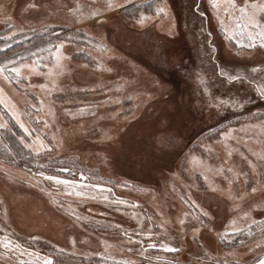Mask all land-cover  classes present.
I'll return each mask as SVG.
<instances>
[{"label":"rangeland","instance_id":"obj_1","mask_svg":"<svg viewBox=\"0 0 264 264\" xmlns=\"http://www.w3.org/2000/svg\"><path fill=\"white\" fill-rule=\"evenodd\" d=\"M51 28L55 49L0 64L3 239L51 264H257L264 0H0V31ZM13 122L37 154L20 165Z\"/></svg>","mask_w":264,"mask_h":264},{"label":"trees","instance_id":"obj_2","mask_svg":"<svg viewBox=\"0 0 264 264\" xmlns=\"http://www.w3.org/2000/svg\"><path fill=\"white\" fill-rule=\"evenodd\" d=\"M55 29H49L47 31H30V32H17L14 34H8V30L4 29L0 31V64L4 66H11L14 64H19L23 61L28 59H32L38 57L43 52H47L56 48V41L58 37H52ZM250 80L249 87L251 90V94L254 97H258L259 99L262 98L261 95H264V83L261 81L260 78ZM226 81L229 79H225ZM14 124V122H13ZM14 129H6L1 128L7 132L5 134L6 139L8 141V146L14 150V157L17 159V164H23L27 160H32L36 157V153H34L31 149H29L24 143L20 141L18 138V134H20V129L14 124ZM4 151L2 147L0 149ZM6 154V153H2ZM53 167V166H47ZM23 243L24 245L28 246L29 248L46 252L50 254L54 262L57 263V260L60 257H64L62 254L63 251H58L51 246H46L40 243H37L35 239H21L20 237H16ZM34 241V242H33ZM68 257V256H67ZM70 257V256H69ZM73 262L72 264H105L106 262H113V260H107L105 258H89V257H72ZM115 262V261H114Z\"/></svg>","mask_w":264,"mask_h":264},{"label":"crops","instance_id":"obj_3","mask_svg":"<svg viewBox=\"0 0 264 264\" xmlns=\"http://www.w3.org/2000/svg\"><path fill=\"white\" fill-rule=\"evenodd\" d=\"M2 236H5V235H2L1 232H0V240L2 241V244H3V247L5 248H2L3 252L5 253H9L8 255H11L14 256V257H22L23 259L29 261L30 263H34V264H41L42 262H45V259H42V254H45V252H41V251H38V250H35V249H32V250H29V252L27 253L25 248L23 247V249L19 248V247H15V245L11 244L10 243V240H8L7 236H5L4 238L6 239H3ZM15 243V242H14ZM161 251V250H160ZM174 251H177V249H174L173 251L171 252H174ZM27 253V254H26ZM162 256L161 258L164 259V253H162ZM29 257V258H28ZM47 257V256H46ZM113 258V257H112ZM47 259L49 260V258L47 257ZM111 259V258H110ZM152 259V258H151ZM113 261H120V262H123L122 260L120 259H117V258H114L112 259ZM261 260H264V255L262 256V258L257 262V264H259V262ZM169 262H172V261H169ZM127 263V261H126ZM127 264H131V261H129V263ZM138 264H145V261H143L142 263H138ZM153 264V263H152Z\"/></svg>","mask_w":264,"mask_h":264},{"label":"snow or ice","instance_id":"obj_4","mask_svg":"<svg viewBox=\"0 0 264 264\" xmlns=\"http://www.w3.org/2000/svg\"><path fill=\"white\" fill-rule=\"evenodd\" d=\"M159 11H163V9H159ZM257 27H259V25H257ZM258 35H259V38L261 39V42L264 43V31H260L258 33ZM0 71H3L2 66H0ZM13 71L16 72L17 74H19V69H13ZM49 179L59 180L58 177H49ZM63 183H69V182L68 181H63ZM45 264H51V261L50 260H45ZM259 264H264V260H261L259 262Z\"/></svg>","mask_w":264,"mask_h":264},{"label":"bare ground","instance_id":"obj_5","mask_svg":"<svg viewBox=\"0 0 264 264\" xmlns=\"http://www.w3.org/2000/svg\"><path fill=\"white\" fill-rule=\"evenodd\" d=\"M31 210H32V208H31ZM32 212V211H31Z\"/></svg>","mask_w":264,"mask_h":264}]
</instances>
